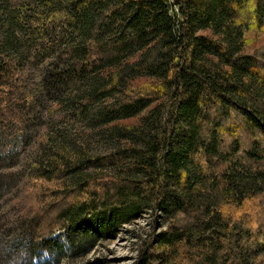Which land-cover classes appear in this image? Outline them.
Returning <instances> with one entry per match:
<instances>
[{"label": "trees", "instance_id": "obj_1", "mask_svg": "<svg viewBox=\"0 0 264 264\" xmlns=\"http://www.w3.org/2000/svg\"><path fill=\"white\" fill-rule=\"evenodd\" d=\"M263 29L264 0H0V264L147 210L132 264H264Z\"/></svg>", "mask_w": 264, "mask_h": 264}, {"label": "rangeland", "instance_id": "obj_2", "mask_svg": "<svg viewBox=\"0 0 264 264\" xmlns=\"http://www.w3.org/2000/svg\"><path fill=\"white\" fill-rule=\"evenodd\" d=\"M173 10V14L176 13L175 8ZM262 46H264V29L255 37H249L246 52L253 53ZM154 214L151 210L145 211L139 219L124 225L116 237L98 240L97 244L84 255L72 254L69 245H66V255H61L62 259H59L56 253L44 250L41 256L34 260V264H132L138 256L142 242L158 228V219ZM9 215L14 217L15 213ZM65 235L64 229H58L53 237H58L64 242ZM18 254V256L16 253L10 255L5 259V263L22 264L24 260L21 259V254Z\"/></svg>", "mask_w": 264, "mask_h": 264}]
</instances>
